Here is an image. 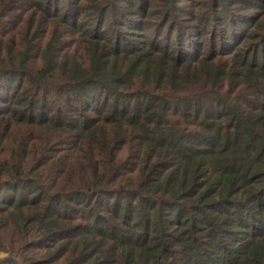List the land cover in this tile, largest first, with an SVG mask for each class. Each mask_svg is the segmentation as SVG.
Masks as SVG:
<instances>
[{
	"label": "trees",
	"instance_id": "trees-1",
	"mask_svg": "<svg viewBox=\"0 0 264 264\" xmlns=\"http://www.w3.org/2000/svg\"><path fill=\"white\" fill-rule=\"evenodd\" d=\"M183 1L0 0V264H264V0Z\"/></svg>",
	"mask_w": 264,
	"mask_h": 264
},
{
	"label": "rangeland",
	"instance_id": "rangeland-1",
	"mask_svg": "<svg viewBox=\"0 0 264 264\" xmlns=\"http://www.w3.org/2000/svg\"><path fill=\"white\" fill-rule=\"evenodd\" d=\"M61 1H62V3H64V2H65V0H61ZM184 2H185V0L182 2V4H183ZM182 4H181V5H182ZM182 6H183V5H182Z\"/></svg>",
	"mask_w": 264,
	"mask_h": 264
}]
</instances>
